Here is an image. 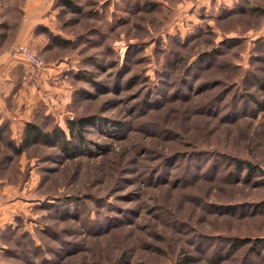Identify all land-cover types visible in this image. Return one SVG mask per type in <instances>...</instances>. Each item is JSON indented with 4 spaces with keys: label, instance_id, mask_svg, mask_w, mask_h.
Returning a JSON list of instances; mask_svg holds the SVG:
<instances>
[{
    "label": "rangeland",
    "instance_id": "374dc122",
    "mask_svg": "<svg viewBox=\"0 0 264 264\" xmlns=\"http://www.w3.org/2000/svg\"><path fill=\"white\" fill-rule=\"evenodd\" d=\"M8 4L0 264H264V0Z\"/></svg>",
    "mask_w": 264,
    "mask_h": 264
},
{
    "label": "crops",
    "instance_id": "0c3cea01",
    "mask_svg": "<svg viewBox=\"0 0 264 264\" xmlns=\"http://www.w3.org/2000/svg\"><path fill=\"white\" fill-rule=\"evenodd\" d=\"M4 3L9 1L8 7L13 9L20 8L23 12V23L21 27V32H27L32 29V27L44 21V17L42 16L45 8H49V3L51 0H2ZM16 58H11L7 55L0 58V91L2 89V77L12 66L15 64ZM27 63V61L24 59ZM28 64V63H27Z\"/></svg>",
    "mask_w": 264,
    "mask_h": 264
},
{
    "label": "built area",
    "instance_id": "2783aa9c",
    "mask_svg": "<svg viewBox=\"0 0 264 264\" xmlns=\"http://www.w3.org/2000/svg\"><path fill=\"white\" fill-rule=\"evenodd\" d=\"M7 52L21 54L28 62V64L34 69L41 70L46 67V61L44 57L41 54L34 52L30 47L26 45H19L17 47L9 49ZM4 53L6 52H4L0 43V56Z\"/></svg>",
    "mask_w": 264,
    "mask_h": 264
},
{
    "label": "trees",
    "instance_id": "16d2710c",
    "mask_svg": "<svg viewBox=\"0 0 264 264\" xmlns=\"http://www.w3.org/2000/svg\"><path fill=\"white\" fill-rule=\"evenodd\" d=\"M66 4H67V6H70V2H66ZM80 122H82V120H80ZM28 134H33V135H35V138H37L38 137V135H39V132L37 131V129H35V128H31V129H29L28 130ZM38 134V135H37ZM242 162H240V161H237V164L238 165H242L241 164Z\"/></svg>",
    "mask_w": 264,
    "mask_h": 264
}]
</instances>
